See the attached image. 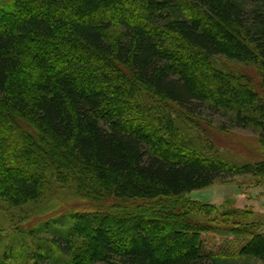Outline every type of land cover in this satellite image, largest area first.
Returning <instances> with one entry per match:
<instances>
[{
    "label": "trees",
    "instance_id": "1",
    "mask_svg": "<svg viewBox=\"0 0 264 264\" xmlns=\"http://www.w3.org/2000/svg\"><path fill=\"white\" fill-rule=\"evenodd\" d=\"M242 176L264 179V0H0V264H264L259 223L189 197ZM62 193L89 210L49 216Z\"/></svg>",
    "mask_w": 264,
    "mask_h": 264
},
{
    "label": "rangeland",
    "instance_id": "2",
    "mask_svg": "<svg viewBox=\"0 0 264 264\" xmlns=\"http://www.w3.org/2000/svg\"><path fill=\"white\" fill-rule=\"evenodd\" d=\"M209 116L210 120L213 122V125L219 126V122H223V120L219 117H212L210 114ZM217 140L220 141V146L224 149V153L237 162H255L259 161L263 156V153L261 152L260 146L257 142V136L250 131L231 129L227 134L218 133ZM189 197L193 201L214 206L215 211L209 212L208 216H210L206 218L205 223L207 225L223 226L222 223L225 222L231 227V225L234 226L236 223H259L260 227L264 229L263 178H253L250 176L232 177L226 181H217L207 188L192 191L189 194ZM54 199L55 202L52 205L53 214L49 215L51 217L63 215L66 211H71L74 209L89 210V207H87V201L76 199L70 196L68 198V195L64 193H62L61 196L56 195ZM141 204L144 205V207L148 205L147 203L143 202H141ZM159 204L163 203L152 202L151 205L158 206ZM170 209L172 210L171 207ZM230 210L240 211V214L238 216H232L231 218L223 216V219L218 216L219 214L217 211L224 213ZM173 212H175L174 209ZM46 217L48 216L46 215L45 218ZM3 218L4 216L0 215V231L1 233L5 231L8 236L10 234L8 231H11V229H9V225H7L8 222L3 223ZM39 220V217L34 218L29 223V228L31 226H35L34 224H36ZM207 237L208 239L212 240V246L214 249H225L227 254H234L237 251L238 245L233 242L229 245H226L227 243L223 244V241L225 240L222 241L217 236L208 235ZM228 241H232V238L229 237ZM253 264L259 263L254 262Z\"/></svg>",
    "mask_w": 264,
    "mask_h": 264
}]
</instances>
